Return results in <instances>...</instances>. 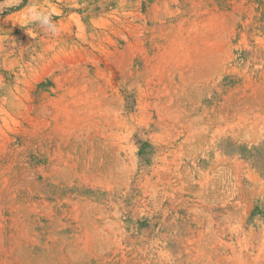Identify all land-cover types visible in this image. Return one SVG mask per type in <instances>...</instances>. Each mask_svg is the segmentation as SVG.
<instances>
[{
    "label": "rangeland",
    "instance_id": "374dc122",
    "mask_svg": "<svg viewBox=\"0 0 264 264\" xmlns=\"http://www.w3.org/2000/svg\"><path fill=\"white\" fill-rule=\"evenodd\" d=\"M0 264H264V0H0Z\"/></svg>",
    "mask_w": 264,
    "mask_h": 264
}]
</instances>
